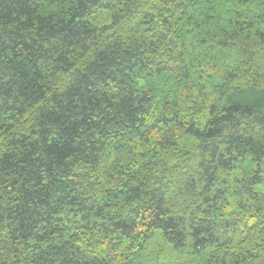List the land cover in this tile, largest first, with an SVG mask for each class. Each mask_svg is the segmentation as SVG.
Returning <instances> with one entry per match:
<instances>
[{"label":"trees","instance_id":"trees-1","mask_svg":"<svg viewBox=\"0 0 264 264\" xmlns=\"http://www.w3.org/2000/svg\"><path fill=\"white\" fill-rule=\"evenodd\" d=\"M0 264H264V0H0Z\"/></svg>","mask_w":264,"mask_h":264}]
</instances>
